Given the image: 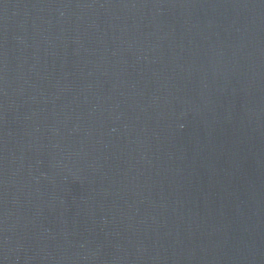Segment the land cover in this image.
Segmentation results:
<instances>
[{
  "label": "water",
  "instance_id": "1",
  "mask_svg": "<svg viewBox=\"0 0 264 264\" xmlns=\"http://www.w3.org/2000/svg\"><path fill=\"white\" fill-rule=\"evenodd\" d=\"M0 264H264V0H0Z\"/></svg>",
  "mask_w": 264,
  "mask_h": 264
}]
</instances>
